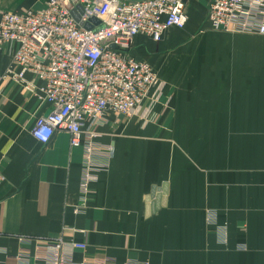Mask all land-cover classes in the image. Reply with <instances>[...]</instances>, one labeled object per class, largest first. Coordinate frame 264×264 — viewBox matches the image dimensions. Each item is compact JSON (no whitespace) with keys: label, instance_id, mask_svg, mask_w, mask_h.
I'll return each instance as SVG.
<instances>
[{"label":"crops","instance_id":"crops-1","mask_svg":"<svg viewBox=\"0 0 264 264\" xmlns=\"http://www.w3.org/2000/svg\"><path fill=\"white\" fill-rule=\"evenodd\" d=\"M47 1L0 0V16ZM186 7L184 28L135 37L162 100L151 121L110 115L96 127L113 151L95 157L103 167L80 213L83 148L65 130L33 138L47 106L0 79V264H16L22 237L60 236L84 242L73 258L89 264H264V34H198L211 28L208 0ZM11 61L5 47L0 74ZM164 183L153 212L162 190L147 197Z\"/></svg>","mask_w":264,"mask_h":264},{"label":"built area","instance_id":"built-area-1","mask_svg":"<svg viewBox=\"0 0 264 264\" xmlns=\"http://www.w3.org/2000/svg\"><path fill=\"white\" fill-rule=\"evenodd\" d=\"M78 4L82 24L71 14ZM188 20L183 0H48L42 8L2 12L0 53L9 48L12 61L0 79L8 77L48 108L31 127L33 138L47 144L65 130L71 147L84 150L76 213L86 207L103 167L95 157L104 149L110 158L113 151L98 141L96 127L110 115L151 121L162 100L157 71L132 53L135 37L160 41ZM208 21L218 31L264 34V0H208ZM20 240L22 247L12 255L16 264H89L73 258L86 250L84 242L61 236Z\"/></svg>","mask_w":264,"mask_h":264},{"label":"water","instance_id":"water-1","mask_svg":"<svg viewBox=\"0 0 264 264\" xmlns=\"http://www.w3.org/2000/svg\"><path fill=\"white\" fill-rule=\"evenodd\" d=\"M185 3L188 1V0H183ZM83 12V8L80 4H78L75 8H73V10L71 11V14L73 16V18L77 21V22H80L81 23V17H80V13ZM92 21L94 23H99V20L96 19V18H93ZM83 26L87 29L91 28V24L90 23H84ZM168 189H169V186H168V183H164L162 185L161 188H158L156 186H153L152 187V191H151V195L149 197H147V200H150L155 192L158 190H162V194L160 196V200H159V203L157 205L153 204L150 208H152V211L154 212L156 209L160 208L161 206H165L166 205V195L168 194Z\"/></svg>","mask_w":264,"mask_h":264},{"label":"rangeland","instance_id":"rangeland-1","mask_svg":"<svg viewBox=\"0 0 264 264\" xmlns=\"http://www.w3.org/2000/svg\"><path fill=\"white\" fill-rule=\"evenodd\" d=\"M187 8V7H186ZM207 33V32H211V33H213V32H216V30H213V29H205V28H200L199 30H198V34H201V33Z\"/></svg>","mask_w":264,"mask_h":264}]
</instances>
